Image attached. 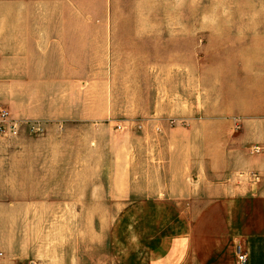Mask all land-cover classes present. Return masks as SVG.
Instances as JSON below:
<instances>
[{
  "label": "rangeland",
  "instance_id": "1",
  "mask_svg": "<svg viewBox=\"0 0 264 264\" xmlns=\"http://www.w3.org/2000/svg\"><path fill=\"white\" fill-rule=\"evenodd\" d=\"M19 1L68 4L43 11L46 19L55 13L110 21L106 43L91 42L87 59L41 60L43 67H57L61 83L38 92V107L57 101L59 119L38 123L26 136L51 133L58 162L72 146L75 164L100 165L89 177L102 175L107 193L115 180L128 186L131 175L160 174L166 149L184 154L196 148L203 170L213 150L223 165L226 153L260 152L253 140L264 138V0L0 3ZM11 120L18 135L20 124ZM8 134L17 139L12 132L0 135ZM133 201L90 203L89 218L68 220L73 237L89 244V264H150L164 252L165 238L192 221L173 217V204Z\"/></svg>",
  "mask_w": 264,
  "mask_h": 264
},
{
  "label": "crops",
  "instance_id": "2",
  "mask_svg": "<svg viewBox=\"0 0 264 264\" xmlns=\"http://www.w3.org/2000/svg\"><path fill=\"white\" fill-rule=\"evenodd\" d=\"M61 5L68 4L0 3V108L21 127L17 139L0 135V264H89V244L73 237L68 220L89 218L90 203L134 199L173 204V217L192 220L188 229L165 238L164 252L153 255L150 264H238L239 252L249 264H264V138L253 140L259 153H226L224 165L213 150L204 170L194 147L184 154L163 150L160 174L131 175L128 186L115 180L107 193L102 175L89 177L100 165L75 164L72 146L58 162L51 133L26 137L38 123L50 126L59 119L57 101L48 100V109L38 107V92L61 83L57 67H43L41 60L87 59L91 42L107 41L109 20L55 13L43 18V11ZM95 31L103 35H91Z\"/></svg>",
  "mask_w": 264,
  "mask_h": 264
},
{
  "label": "built area",
  "instance_id": "3",
  "mask_svg": "<svg viewBox=\"0 0 264 264\" xmlns=\"http://www.w3.org/2000/svg\"><path fill=\"white\" fill-rule=\"evenodd\" d=\"M14 121L11 120L10 113L1 108L0 109V134H6L7 132H12V134L17 135V132H13L15 130V125H13ZM10 124V126H9ZM238 264H249L247 255L239 252L238 256Z\"/></svg>",
  "mask_w": 264,
  "mask_h": 264
}]
</instances>
